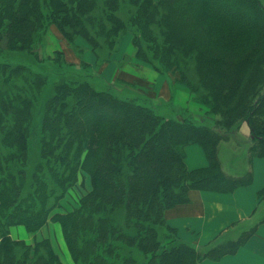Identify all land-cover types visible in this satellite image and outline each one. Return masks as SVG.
<instances>
[{
    "label": "trees",
    "instance_id": "obj_1",
    "mask_svg": "<svg viewBox=\"0 0 264 264\" xmlns=\"http://www.w3.org/2000/svg\"><path fill=\"white\" fill-rule=\"evenodd\" d=\"M53 24L72 46L86 38L99 64L120 57L131 34V58L185 84L212 119L159 112L126 81L96 84L85 61L47 57L53 69L40 70L36 51ZM194 143L209 164L189 169ZM255 157L264 158L261 0H0V264H66L50 237L11 236L13 225L37 233L50 223L61 224L74 264L220 259L246 239L182 240L166 211L192 190L249 184ZM81 171L92 189L60 210Z\"/></svg>",
    "mask_w": 264,
    "mask_h": 264
},
{
    "label": "crops",
    "instance_id": "obj_2",
    "mask_svg": "<svg viewBox=\"0 0 264 264\" xmlns=\"http://www.w3.org/2000/svg\"><path fill=\"white\" fill-rule=\"evenodd\" d=\"M122 45L119 53L121 56L117 57L115 62L122 61L121 59L125 58L123 54L131 57L136 51L131 34L125 36ZM83 58L89 63H97L95 52L89 47L85 49ZM131 61L136 65V69H145L147 66L151 68H148L149 71L139 74L155 89L159 101L174 100L172 98L175 97L177 91L173 90L176 85L171 83L169 77L154 70L150 65L139 63L136 59ZM185 94L188 96L186 92ZM185 162L189 169L201 168L209 164L203 147L197 143L186 147ZM251 170L253 180L247 185L236 188L232 193L192 190L189 202L175 205L166 211L167 222L177 228L178 235L182 240L197 245H206L223 235L237 236L259 212V193L264 188V159L255 157L251 163ZM50 224L37 232L38 239L50 237L48 231ZM253 227H255L254 232L236 252L226 254L217 260L206 258L199 264H264V220H259L241 233L249 231ZM24 228L27 230L24 225L12 226L11 236L34 244L35 233L26 232Z\"/></svg>",
    "mask_w": 264,
    "mask_h": 264
},
{
    "label": "rangeland",
    "instance_id": "obj_3",
    "mask_svg": "<svg viewBox=\"0 0 264 264\" xmlns=\"http://www.w3.org/2000/svg\"><path fill=\"white\" fill-rule=\"evenodd\" d=\"M261 1L264 4V0H261ZM44 41L40 44V46L38 47V49L36 51V53H38V61H40V62L42 61V64L36 65L40 70H43L44 68L49 69V70L53 69V66L51 65L50 60L43 62L42 59H46L47 57H56V59L62 60V61L64 59L68 63H72L73 66L79 65L82 61H85L84 63L88 64L87 69L89 71H91L92 76L94 77V83H96V84H99L100 82L101 83L104 82L107 84L114 83V85L116 87H118V89H119V88L126 86L125 85L126 83L124 82V81H126L129 83H132L133 84L132 86H135L134 89H136V91L140 90V91L148 93L150 95V97H152L154 99L156 104H158L157 106H158L159 112H161L162 110L164 112H169L166 114H172L173 112H175L176 116H178L180 119H183V114H184L185 116H192L194 119H197L201 122H204V120L207 118H208L207 121L208 120L210 121L212 119L211 109H209L203 103V101H200L198 98H196L194 93L191 92V90L185 84L174 83L172 79H170L171 83H173V85H176V86H174L175 90H173V91L174 92L177 91V93H175V97L172 98L174 100L173 101H166V102L159 101L158 94L155 91V89L150 85V83L148 81L143 80L142 76H140V74H142L143 71L147 72L151 68L147 66V68H145V69H136V65L133 64V62L131 61V60H133V58H131L130 56H126L124 58V60H122V61H116L115 62L113 60V61H109L106 63L104 62L103 64L102 63L99 64L98 62L96 64L89 63L86 60H84V58L82 57V53L85 52V49L88 47L92 49V45L90 44V42L86 38H84L83 36H80L76 40V41H79L80 45L79 46H72L69 43L68 39L64 36V34L54 24L51 25V27L47 31L46 35L44 36ZM134 48H135V46H134ZM57 51H61L62 54H60ZM81 51H83V52H81ZM136 85H138V87H136ZM178 89L183 90V91H179ZM125 92H127V90H125ZM185 92L188 94V96L185 94ZM182 109H185V110L182 111L181 113L177 112L178 110H182ZM186 110H188L189 113H187ZM41 115L44 116L43 113H41ZM29 117H31V116H29ZM40 118L45 120V116L40 117ZM42 119H40V121H42ZM241 131L245 135H249L250 129L246 123L243 124ZM186 147H185V154H186ZM231 148H234V146L232 144H231ZM224 158L228 159V156L225 155ZM244 163H243V165H244ZM246 167H244V168H246ZM249 168L251 169V166L248 167L247 170ZM91 182H92L91 181V175L89 173L81 171L79 174L78 181L69 189L68 194L63 199L62 208H60V210H64V211L72 210L79 203V200L92 189V183ZM263 217H264V198L260 202V209H259L258 214L255 216V218L253 220H251L247 223L246 227L243 228L239 232V234L244 229L249 228V227L253 226L254 224H256ZM13 226H15V225H13ZM25 231L28 232V230H26V229H25ZM48 231L50 234V238L52 239L53 244H54L56 250L59 252L62 260L66 264H74L71 253H70L69 248H68V246L65 242V239H64L61 224L56 223L53 225V223H51ZM10 232H11V229H10ZM36 234L37 233H35V239H38L36 237ZM239 234L235 237L240 236ZM245 235H246V233H244V232L241 233V236H242L241 239H246V241H247L249 236H245Z\"/></svg>",
    "mask_w": 264,
    "mask_h": 264
}]
</instances>
